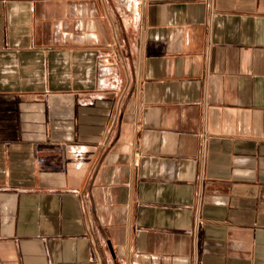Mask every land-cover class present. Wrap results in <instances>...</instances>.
Masks as SVG:
<instances>
[{"label": "crops", "instance_id": "crops-1", "mask_svg": "<svg viewBox=\"0 0 264 264\" xmlns=\"http://www.w3.org/2000/svg\"><path fill=\"white\" fill-rule=\"evenodd\" d=\"M0 264H264V0H0Z\"/></svg>", "mask_w": 264, "mask_h": 264}]
</instances>
